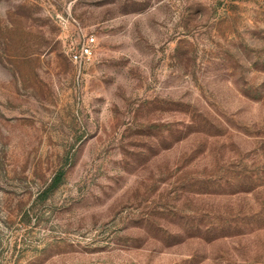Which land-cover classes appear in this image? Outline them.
<instances>
[{
	"label": "rangeland",
	"instance_id": "1",
	"mask_svg": "<svg viewBox=\"0 0 264 264\" xmlns=\"http://www.w3.org/2000/svg\"><path fill=\"white\" fill-rule=\"evenodd\" d=\"M0 264H264V0H0Z\"/></svg>",
	"mask_w": 264,
	"mask_h": 264
},
{
	"label": "built area",
	"instance_id": "2",
	"mask_svg": "<svg viewBox=\"0 0 264 264\" xmlns=\"http://www.w3.org/2000/svg\"><path fill=\"white\" fill-rule=\"evenodd\" d=\"M95 44L94 32L81 29L78 36H71L66 42V51L76 64L82 65L93 59Z\"/></svg>",
	"mask_w": 264,
	"mask_h": 264
},
{
	"label": "trees",
	"instance_id": "3",
	"mask_svg": "<svg viewBox=\"0 0 264 264\" xmlns=\"http://www.w3.org/2000/svg\"><path fill=\"white\" fill-rule=\"evenodd\" d=\"M61 177H62V176H60V174L57 175V177H56L55 180H54V184H57V183L60 181Z\"/></svg>",
	"mask_w": 264,
	"mask_h": 264
}]
</instances>
